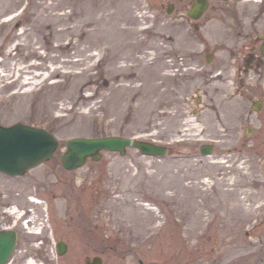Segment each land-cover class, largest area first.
<instances>
[{
  "label": "rangeland",
  "instance_id": "obj_1",
  "mask_svg": "<svg viewBox=\"0 0 264 264\" xmlns=\"http://www.w3.org/2000/svg\"><path fill=\"white\" fill-rule=\"evenodd\" d=\"M232 1L211 0L193 20V0H0V123L41 126L60 142L54 159L25 175L0 172V228L19 232L9 264H86L97 255L103 264L262 263L264 6L244 17ZM224 10L228 37L209 36ZM247 17L254 21L244 26ZM104 21L115 37L97 32ZM126 28L142 31L134 55L151 66L160 57L158 77L128 58ZM109 135L169 151L104 150L78 169L62 166L67 140ZM77 200L90 211L78 212Z\"/></svg>",
  "mask_w": 264,
  "mask_h": 264
},
{
  "label": "water",
  "instance_id": "obj_2",
  "mask_svg": "<svg viewBox=\"0 0 264 264\" xmlns=\"http://www.w3.org/2000/svg\"><path fill=\"white\" fill-rule=\"evenodd\" d=\"M208 6L209 0H194L189 15L197 19L201 17ZM172 10L173 5H169L168 12ZM260 107L261 103L255 104L256 109ZM58 146V140L45 129L23 123H16L12 126L0 124V171L11 175H22L30 168L53 158ZM129 146L137 147L143 153L151 155L161 156L167 152L165 146L115 135L75 137L67 141V150L61 155L62 165L66 169H77L89 157L99 160L102 157V150L119 151L121 154H125ZM201 151L203 154L211 153L213 146H202ZM16 243L17 232L15 230L0 229V264H5L10 259ZM59 248L60 253H64L67 245L60 242ZM93 263L102 264L101 257H96ZM148 264L159 263L149 262Z\"/></svg>",
  "mask_w": 264,
  "mask_h": 264
},
{
  "label": "bare ground",
  "instance_id": "obj_3",
  "mask_svg": "<svg viewBox=\"0 0 264 264\" xmlns=\"http://www.w3.org/2000/svg\"><path fill=\"white\" fill-rule=\"evenodd\" d=\"M259 0H255L253 3L252 0H233L232 3L234 4V10L236 9V12H238L239 14H243L244 17H246L247 15H249V13L257 8V7H262L264 6L263 5V2L261 3H257ZM228 3V1H227ZM236 5V6H235ZM227 6V5H226ZM248 9V10H247ZM225 10L224 12L221 14V19L225 16ZM248 18V17H247ZM227 20H223L222 21L219 19L218 22H213L212 25L209 27L210 31L208 30L207 33L209 36H211V34H213V32L217 31L219 32V34H222L223 36H226L228 37V22H226ZM253 19L252 18H244L243 20V24L244 26H249L253 23ZM261 25V21H259L258 23V26ZM98 30V31H97ZM96 31L101 33V36L102 37H105L107 36L108 38H111L112 36H116L119 32L117 31H113L112 28L107 24V22L104 21V23L100 26L99 29H97ZM122 31V30H121ZM142 31L139 30V29H131V28H126V31L124 33V35H126V37H130L131 39L126 41L123 45H122V48L124 50V48H128L129 51H130V54H128V58L131 59L132 57L137 60V63L139 62V60L141 61L142 65H143V68H148L149 67L151 70L152 68L154 69V76L158 77V61H160V57L157 56V61H155V58L156 56H154L153 58V66H151V64L146 61V56L144 55H141V54H137V55H134V52L136 51V49L138 48V46L141 44V40H138L137 38V35H139ZM241 34H246L248 33V28H243L240 30ZM96 33V32H95ZM246 35H244L242 37V39H245ZM229 48L230 50V45H227V49ZM134 51V52H133ZM138 52V51H137ZM226 54H224L223 56H225ZM150 64V65H149ZM136 79V78H135ZM252 83H254V80H252ZM131 86V85H130ZM157 86V83L155 85V87ZM264 169V168H262ZM257 181H260V180H257ZM250 182H255L253 180H251ZM250 182L248 181L246 185H250ZM190 189H195V191H197L199 189V187L195 188V187H192ZM254 193H249V197L252 196ZM261 194V193H260ZM254 196V195H253ZM31 199L33 201H36L37 203L41 204L42 200L40 198H37L35 196L31 197ZM14 212H17L18 209L15 208V210L13 209ZM26 264H37L35 263V260L34 259H31V260H27L26 261Z\"/></svg>",
  "mask_w": 264,
  "mask_h": 264
},
{
  "label": "flooded vegetation",
  "instance_id": "obj_4",
  "mask_svg": "<svg viewBox=\"0 0 264 264\" xmlns=\"http://www.w3.org/2000/svg\"><path fill=\"white\" fill-rule=\"evenodd\" d=\"M87 201H85V203H86ZM82 201L81 200H77L76 202H75V205L77 206V208H75L76 210H78V209H80L78 212H82V213H88L89 211H90V206H85V205H83V207H82ZM87 204H90V202H87ZM83 208V209H82ZM87 215V214H86ZM82 216V215H81ZM85 216V215H84ZM80 217V216H79ZM6 227V226H5ZM17 246H18V244H17Z\"/></svg>",
  "mask_w": 264,
  "mask_h": 264
}]
</instances>
